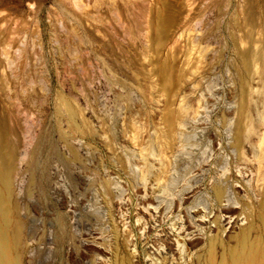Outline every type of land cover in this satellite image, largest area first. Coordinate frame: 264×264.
<instances>
[{"label": "rangeland", "instance_id": "1", "mask_svg": "<svg viewBox=\"0 0 264 264\" xmlns=\"http://www.w3.org/2000/svg\"><path fill=\"white\" fill-rule=\"evenodd\" d=\"M163 3L175 18L158 53ZM239 53L250 54L242 82L253 140L236 152ZM155 60L175 70L171 94ZM61 99L78 129L58 114ZM0 124L17 157L20 264H109L113 227L134 261L138 249L141 264H193L200 240L177 244L175 235L203 234L199 220L219 212L210 185L223 183L236 207L231 174L240 196L246 187L256 199L262 183L250 166L264 158V0H0ZM186 214L192 227L182 234ZM231 214L219 213L232 216L226 245Z\"/></svg>", "mask_w": 264, "mask_h": 264}, {"label": "bare ground", "instance_id": "2", "mask_svg": "<svg viewBox=\"0 0 264 264\" xmlns=\"http://www.w3.org/2000/svg\"><path fill=\"white\" fill-rule=\"evenodd\" d=\"M167 4L169 3L162 4L163 10L160 13L158 12L157 16L155 17V25L153 27L155 41L153 40V37L152 40L154 41V43H156V52L158 53L159 51L161 52L160 48H162L163 44L165 43L169 34V30L173 25L172 23H174L173 19L175 18H173L172 15L174 14L171 13L172 10H169L170 7ZM248 14L250 15V17L252 16V12H249ZM249 55V53H241L238 56L241 70V84L239 87L240 103L237 114V121L234 127L231 142V146L232 148H235V151H240L244 148L246 149L247 147L249 149L250 145H252L251 143L253 140L252 133L245 134L244 136L245 122L248 117V102L246 96L247 91H245V85L243 84L242 79L249 73L251 64ZM158 62L159 61L155 60L154 63L158 65ZM173 71L175 70H173L172 65L169 63V61L162 62L154 70L155 74L158 76L161 82V89L167 94H171L173 92ZM58 114L67 118L71 128L78 129V125L76 124V121H74L75 113L73 109L66 102H64L63 99L60 100ZM162 121L165 126L166 132L169 134L174 126V116L170 109L166 108L164 110L162 114ZM9 134L10 130L6 126L0 124V264H20V253L23 245V221L18 216L19 212L17 213V202L14 200L15 197L13 196V176L15 172V161L17 157H15L16 154L14 148L9 142ZM261 147L262 151H264V147ZM236 158L237 160H239V155ZM250 167L252 168V170L254 169L256 174H259L260 180L262 182L258 188L255 186L252 187V191L255 193V196H257L256 199H254V195L251 196L249 190L246 187H244L243 189L244 196H240V194L236 190V188L239 186H234L235 184H232L231 182L234 181L240 184L242 183L237 179V177L231 174L234 180L230 181L227 179V183H229L230 181V187H232V191L235 194V198L237 199L236 203L238 204V206H232V203L230 201L226 202L228 200V196H226L227 191L225 192V190H227V187L225 188V185L223 183V185L220 182L212 183L210 185V192L212 198L216 202L215 205H217L218 207V210L216 211L219 212H217L218 214L214 213L213 216L208 217V220H199L200 222H203L204 226L206 225L203 234L195 233L197 232V230L190 233L188 232L187 235L192 236L189 239H181L179 235L178 237L177 235L173 234V236L175 235V239H177L178 241L177 244H179L180 242H185V240H200L197 244H195L200 246L196 249V252L194 254L195 256H193V262L190 261L191 263L214 264L216 252L217 250H220V261L218 264H264V158L259 157L256 169L252 166ZM225 198H227V200ZM224 199L226 201H224ZM223 201L227 204L222 205V203H224ZM194 208H196V206H194ZM196 211L197 210L193 211V213ZM187 212H190V210ZM219 213H232L233 215H235L233 217L234 220H231L233 224L230 222V228H232L229 237L231 239V242L229 243L230 245H226L227 243L225 244V239L222 238L223 234L221 235V231L226 229L228 225L226 227L225 225L228 223H225V221L227 220L228 222V219H231L232 216H225V218H223L222 220V217H220L221 215L219 216ZM110 217L112 216L110 215L109 218ZM205 217L207 216L205 215ZM239 217H241V219ZM191 219L192 218H190L189 214H186L185 220L188 225L186 226V229L182 231V234H184L186 230L192 227ZM239 220H241V222L243 223L239 222L238 224ZM209 223L214 224V229L211 228L212 230H210L209 227L207 228V224ZM224 231L226 233V230ZM167 234H170L169 231H166V234L164 236H166ZM110 235H112L114 242L111 245V258L109 260V264H141L138 257V249L136 250L137 261L133 260V255L125 253L126 251L124 252V246L122 254V252L120 251V244L117 243L118 233L116 228H112V232ZM198 235L202 236L199 237ZM144 239H148V236ZM151 241L152 244H155L157 238L152 239ZM163 242L166 245L167 250H170L173 247L170 240L168 241L165 238ZM147 243L148 242H146L145 244ZM133 245H135L134 247H136L138 245V240ZM151 248L152 246H150V249ZM140 253H142V255H147L148 253V257H151L149 261H153L154 259L156 260V258H154V256L156 255L151 253L149 250L144 249V247L140 250ZM165 258L166 257H162L160 264H167V259L165 260Z\"/></svg>", "mask_w": 264, "mask_h": 264}]
</instances>
